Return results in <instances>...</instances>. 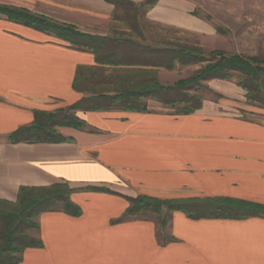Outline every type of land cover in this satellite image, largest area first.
Returning a JSON list of instances; mask_svg holds the SVG:
<instances>
[{
	"label": "crops",
	"instance_id": "0c3cea01",
	"mask_svg": "<svg viewBox=\"0 0 264 264\" xmlns=\"http://www.w3.org/2000/svg\"><path fill=\"white\" fill-rule=\"evenodd\" d=\"M155 1L148 24L215 34L196 16L204 0ZM50 2L36 13L85 34L113 35L114 6L106 1ZM99 67L93 53L0 16V201L16 202L22 187L67 183L82 211L79 217L41 214L39 229L29 235L43 246L26 249L20 264H264V218L192 220L173 212L164 230L151 215L124 219L125 197L138 195L232 198L264 206V124L204 101L189 115L77 111L84 125L59 128L63 143H10L11 134L34 122L35 111L54 113L88 97ZM164 72L158 69V75Z\"/></svg>",
	"mask_w": 264,
	"mask_h": 264
},
{
	"label": "trees",
	"instance_id": "16d2710c",
	"mask_svg": "<svg viewBox=\"0 0 264 264\" xmlns=\"http://www.w3.org/2000/svg\"><path fill=\"white\" fill-rule=\"evenodd\" d=\"M114 6L113 35L99 37L85 34L76 26L59 23L46 15L26 8L1 5L0 16L8 21L54 36L80 51L95 55L100 65L88 87V97L54 113L35 111L34 122L11 134L9 141L18 143L56 144L66 141L59 128L82 129L77 111H147L143 100L153 99L166 107L183 105L174 115H189L200 110L204 98L198 92L204 83L219 79L230 81L240 76V87L246 90L248 103L264 108V59L243 58L222 51L206 54L200 47L184 42H165L162 46L146 34L147 11L155 4L148 0L135 4L130 0H104ZM152 41L151 44H146ZM156 43V44H155ZM182 67L199 66L190 77L174 85H162L158 69L174 71ZM75 89L84 92L78 83ZM91 192L116 194L109 189L88 187ZM74 189L67 183L48 187H22L16 202L0 201V264H20L29 248H41L42 241L29 235L39 229L37 218L48 212H63L79 217L81 209L72 202ZM129 207L124 219L151 215L164 230L173 212H182L192 220H243L264 218V206L232 198L159 199L147 195L125 197Z\"/></svg>",
	"mask_w": 264,
	"mask_h": 264
},
{
	"label": "rangeland",
	"instance_id": "374dc122",
	"mask_svg": "<svg viewBox=\"0 0 264 264\" xmlns=\"http://www.w3.org/2000/svg\"><path fill=\"white\" fill-rule=\"evenodd\" d=\"M52 0H0L1 5L26 7L33 12L46 11V4ZM196 16L208 22L215 34L200 36L195 33L147 25L145 30L148 38L156 42L155 46H162L167 42H184L200 47L206 54L222 51L228 55H238L243 58L264 59V3L255 0H204L196 12ZM149 41L146 44H151ZM152 45V44H151ZM199 66L182 67L177 65L174 71H167L158 75L162 85H174L181 79L190 77ZM238 74L230 81L211 80L204 83L198 94L207 102H214L222 106V111L236 118L264 124V108L258 103H248L246 90L240 87ZM151 100L146 104L151 111L175 114L183 105L174 108L166 107L162 103ZM160 199V198H159ZM149 215L140 216V218Z\"/></svg>",
	"mask_w": 264,
	"mask_h": 264
}]
</instances>
